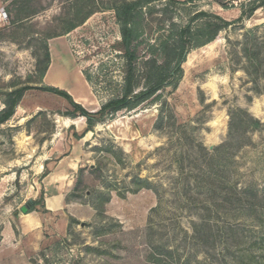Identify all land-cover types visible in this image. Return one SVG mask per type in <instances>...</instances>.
Here are the masks:
<instances>
[{
    "label": "rangeland",
    "instance_id": "1",
    "mask_svg": "<svg viewBox=\"0 0 264 264\" xmlns=\"http://www.w3.org/2000/svg\"><path fill=\"white\" fill-rule=\"evenodd\" d=\"M90 1L97 7L113 2ZM248 1L233 0L224 9L202 0L179 7L178 20L203 10L232 22ZM10 2L0 0L6 13L0 94L10 86H39L44 44L56 40L65 53L50 81L68 89L80 73L96 84L118 79L103 66L119 39L112 11L102 9L63 34L73 0H31L38 13L14 28L8 26ZM182 69L177 87L163 90L160 101L119 113L79 140L73 134L84 131L85 120L62 116L70 110L64 99L24 93L0 126V220L13 230L0 235V264H248L249 253L264 255L252 246L264 228V128H238L219 148L228 139L231 112L240 109L264 126V9L189 52ZM90 91L83 106L98 109ZM69 157H79V169L67 206L52 215L38 205V232L22 235L21 207L44 198V167Z\"/></svg>",
    "mask_w": 264,
    "mask_h": 264
},
{
    "label": "trees",
    "instance_id": "2",
    "mask_svg": "<svg viewBox=\"0 0 264 264\" xmlns=\"http://www.w3.org/2000/svg\"><path fill=\"white\" fill-rule=\"evenodd\" d=\"M87 1L91 2L73 0L63 34H68L102 9L113 12L119 32V39L111 46L114 56L103 64L107 73L117 72L118 79L96 84L89 74L82 73L93 95L99 101V108L96 111H89L75 102L66 91L43 84V78L50 65V53L45 43L44 62L42 68L38 70L36 82L39 86H10L0 94L3 106L0 110V126L14 116L24 93L34 89L64 99L70 110L62 116L72 120L77 117L84 118L86 124L84 131L81 134L76 132L73 134L76 140L82 139L98 124L112 119L119 113L134 112L143 106L160 101L163 90L175 89L180 82L183 75L182 64L189 52L211 43L221 31L233 23H242L251 18L257 10L264 9V0H249L247 4H241L240 15L232 22L215 13L195 10L188 13L186 21L181 23L178 20L179 7H193L202 0L182 2L167 0L168 4L162 8L155 6L161 0H113L112 4L103 7H97L93 2L89 5ZM213 1L227 9V3L233 0ZM30 4L31 0H11L7 11L9 27H18L38 13ZM103 77L106 78L107 74ZM98 94L104 95L102 99ZM241 127L249 130L264 128L258 119L240 109L231 112L228 139L219 148L222 149L232 142L238 128ZM48 173L45 166L42 177ZM138 182L144 183L140 179ZM40 204L43 205L42 196L39 200H29L25 205L26 213L35 211ZM252 246L264 254V228ZM166 253L167 256L172 255L171 252ZM252 255L248 254V264H264V255L258 259Z\"/></svg>",
    "mask_w": 264,
    "mask_h": 264
},
{
    "label": "crops",
    "instance_id": "3",
    "mask_svg": "<svg viewBox=\"0 0 264 264\" xmlns=\"http://www.w3.org/2000/svg\"><path fill=\"white\" fill-rule=\"evenodd\" d=\"M59 41L60 40L49 42L48 49L50 53V65L45 73L43 81L44 83H46L45 85L56 87L69 93V88L67 89L66 87H62L60 83L48 81L47 78L51 70L53 69V65L55 64V66L57 67L56 60H58L60 52L65 53L62 48V43ZM80 76L84 86L87 89L88 94L91 97V91L89 85L87 84L81 73ZM96 110L97 109L89 110V111H96ZM75 132L78 133L77 131ZM73 150L74 148H72L71 154L73 153ZM47 161L48 158H45L44 162ZM39 168L42 169V166ZM78 169H79V157L78 158L69 157L68 159L67 158L59 159L57 162L53 164L51 168L48 169L49 173L42 178L43 197H44L43 205H44V209L47 211L48 214H52V215L58 214L67 206L66 205L67 203L65 202V197L73 187L72 183L74 182ZM33 173L35 175H38L40 173V170L35 171ZM4 193H6V191ZM1 194H3V192L0 191V197H2ZM32 200H34V198H32ZM6 222H7L6 219H4L3 221L0 220V227H1L0 235L3 238L10 235V233H13L12 227L10 225L8 227L6 225ZM18 222H19L18 230L22 235L25 236H32L36 234L41 226V222L39 218L35 217L34 212L25 213V214L22 213V216L19 217Z\"/></svg>",
    "mask_w": 264,
    "mask_h": 264
},
{
    "label": "bare ground",
    "instance_id": "4",
    "mask_svg": "<svg viewBox=\"0 0 264 264\" xmlns=\"http://www.w3.org/2000/svg\"><path fill=\"white\" fill-rule=\"evenodd\" d=\"M55 68H56V66L54 64L53 65V69L51 70L50 74L47 77L49 81H50V78H51L50 76L54 72H56ZM72 80L74 81V84H73V87L69 88V93L71 94V96L73 97L75 102H77L79 104H82V105L88 103L91 100L90 99V95L88 94L87 89H86V87L83 84L81 76L79 74H76V76L73 77ZM51 82H53V81H51ZM72 122H73V124H77L78 123L77 120L76 121H72Z\"/></svg>",
    "mask_w": 264,
    "mask_h": 264
},
{
    "label": "built area",
    "instance_id": "5",
    "mask_svg": "<svg viewBox=\"0 0 264 264\" xmlns=\"http://www.w3.org/2000/svg\"><path fill=\"white\" fill-rule=\"evenodd\" d=\"M6 20V13L4 12L3 9L0 10V19Z\"/></svg>",
    "mask_w": 264,
    "mask_h": 264
},
{
    "label": "water",
    "instance_id": "6",
    "mask_svg": "<svg viewBox=\"0 0 264 264\" xmlns=\"http://www.w3.org/2000/svg\"><path fill=\"white\" fill-rule=\"evenodd\" d=\"M21 212L25 214L26 213V208L25 207H22L21 208Z\"/></svg>",
    "mask_w": 264,
    "mask_h": 264
}]
</instances>
